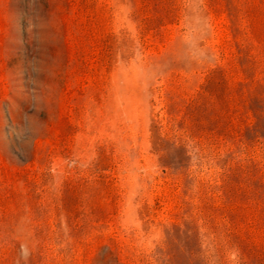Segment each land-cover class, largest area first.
Instances as JSON below:
<instances>
[{
  "label": "rangeland",
  "instance_id": "rangeland-1",
  "mask_svg": "<svg viewBox=\"0 0 264 264\" xmlns=\"http://www.w3.org/2000/svg\"><path fill=\"white\" fill-rule=\"evenodd\" d=\"M0 264H264V0H0Z\"/></svg>",
  "mask_w": 264,
  "mask_h": 264
}]
</instances>
